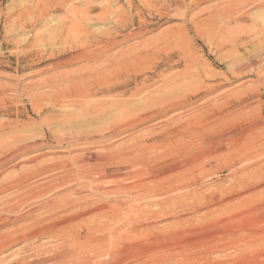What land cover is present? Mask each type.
Segmentation results:
<instances>
[{"label": "rangeland", "instance_id": "obj_1", "mask_svg": "<svg viewBox=\"0 0 264 264\" xmlns=\"http://www.w3.org/2000/svg\"><path fill=\"white\" fill-rule=\"evenodd\" d=\"M237 1L0 0V264H58L64 257L63 264H85L83 251L95 236L85 234L86 225L74 220L83 209L65 210L64 204L89 195L88 200L99 204L106 201L103 196L76 191L85 184L115 183L130 185L135 195L145 194L143 205L136 202L145 215L137 221L136 213L127 210V216L123 213L119 221L107 224L104 233L118 237L99 260L264 264V146L259 151L246 147L248 128L264 135V56L256 58L264 52V13L261 19L257 15L229 23L223 13ZM223 30L252 37L250 46H222ZM90 51L98 55L96 61L89 58ZM76 53L81 56L68 62ZM257 60H263L262 70L254 67L237 78L229 74L228 67L238 61ZM127 62L122 75L109 76L127 84L126 96H117L118 89L86 102L68 98L73 83L67 84V78L78 80L97 64H107L106 74L111 64ZM204 68L215 76L206 80ZM222 75L228 76L227 82ZM146 78L151 88L130 96ZM219 82L225 85L212 94L202 92L204 84ZM235 89L243 92L245 107L219 109L220 95ZM207 101L215 104L211 110L205 108L209 112L204 111ZM164 103L185 106L163 116L159 112ZM154 111L159 115L144 121ZM174 126L182 130V137L173 145L150 146L154 134L167 139L168 127ZM70 136L81 141H63ZM142 140L149 147V160L134 147ZM251 145L255 147L252 141ZM118 161L124 162L122 167ZM56 163L60 168L52 169ZM110 166L131 180L124 182L121 176L95 183V173ZM83 167L79 178L74 171ZM168 185H174L173 190L161 192ZM147 212L158 214L151 218ZM202 233L218 236L207 251L189 244L190 239L206 236ZM75 234H85L83 243L88 239L83 250ZM73 250L71 257L64 256ZM185 250L192 257L187 262L179 258Z\"/></svg>", "mask_w": 264, "mask_h": 264}, {"label": "bare ground", "instance_id": "obj_2", "mask_svg": "<svg viewBox=\"0 0 264 264\" xmlns=\"http://www.w3.org/2000/svg\"><path fill=\"white\" fill-rule=\"evenodd\" d=\"M141 1V0H140ZM151 1H153V0H151ZM264 1V0H263ZM196 2V1H195ZM194 2V3H195ZM150 3V2H149ZM235 3V2H234ZM145 4V3H144ZM181 4H183V3H181ZM161 5H163V4H161ZM167 6V5H166ZM188 6V5H187ZM181 7V6H180ZM189 7V6H188ZM182 9V8H181ZM144 10V9H143ZM169 10V9H168ZM137 11V10H136ZM262 13H264V2H258V1H250V2H248V1H243V0H239V2L237 1V3L235 4V5H233V7L231 8V9H228V10H226L223 14H224V16L228 19V22L229 23H231V22H234L235 24L236 23H241V21L244 19V18H247V17H253V16H257L258 15V18H259V15L260 14H262ZM263 17V16H262ZM261 17V18H262ZM261 18H259V19H261ZM264 23V22H263ZM260 28V27H259ZM87 32V31H86ZM81 33V32H80ZM221 34H222V42H220V44L222 45V46H227V45H230V46H232V47H234V48H236V49H240L241 47H244V46H247V45H249L250 46V43H251V38H247L246 39V37H236V36H233V35H231V32L229 33V32H225L224 30H223V32H220ZM87 34V33H86ZM220 34V35H221ZM217 36H219V35H217ZM93 37H94V35H93ZM105 37V36H104ZM108 37V36H107ZM114 37V36H113ZM84 38V37H83ZM98 38V37H97ZM96 38V39H97ZM86 39V38H85ZM94 39V38H93ZM89 40V39H88ZM99 42V41H98ZM219 42V41H218ZM259 42V41H258ZM100 44V43H99ZM101 45V44H100ZM104 45V44H103ZM256 45V44H255ZM91 46V45H90ZM106 46V45H105ZM246 48V47H245ZM264 49V48H263ZM77 51V50H76ZM263 51V50H262ZM79 53V52H78ZM81 53V52H80ZM77 54V53H76ZM90 59H96L97 57H98V55L97 54H95V53H92L91 51H90ZM72 55V54H71ZM79 56H81V54H77V55H75V56H70V59L69 60H67L68 62H70V61H72V60H74V59H76V58H78ZM126 56V55H125ZM135 56V55H134ZM141 56V55H140ZM254 56V55H253ZM263 56H264V52L263 53H261L260 54V52L258 53V56L256 55V58H258V57H262L263 58ZM139 58V57H138ZM101 59V58H100ZM98 60V59H97ZM115 60V59H114ZM122 60V59H121ZM121 60H119V61H121ZM125 60H126V58H125ZM96 61V60H95ZM105 61V60H104ZM117 61V60H116ZM244 61V60H243ZM241 62V61H238L237 63H235L234 65H232V66H230V67H228L229 68V71H230V75H232L233 77H235V78H237V77H241L243 74H244V72H246V70H249V72L250 71H252L253 70V68L255 67V69L257 68L258 70H260L261 69V63H262V61H258L257 60V62L256 63H254V64H250V63H247V64H245L244 62ZM249 61V60H248ZM247 60H246V62H248ZM103 62V61H102ZM115 62V61H114ZM129 63H130V60L128 61ZM128 62L126 63V65H124V64H120V65H118V66H116V67H113L112 66V64H111V68H110V66H109V69H110V71L108 72V73H110V74H108V73H106L105 74V69L107 68L106 66H107V64L104 66H100L99 64H97V66L98 67H95V65H94V68L93 69H91L89 72H87V73H82L83 75L82 76H79V78H78V80H77V77H73V78H67L65 81L67 82V84H71V83H73L72 85H71V92H70V94L68 95V98H73V99H75L76 101H78V102H86V100H90L91 98H94L96 95H98V94H106V93H113V92H115V91H117L118 89H121L120 90V93H119V95H117V96H120V97H124V96H126L127 94H128V92H129V90L128 91H125L126 89V87H127V84L125 85V84H121V82H119V79L118 80H109V76L110 75H112V73H115V72H118V73H120V75H122V73L125 71V70H127L128 69V66H127V64H128ZM252 62H253V60H252ZM101 63V62H100ZM117 63H119V62H117ZM125 63V62H124ZM95 64V63H94ZM70 65H71V63H70ZM115 65V64H114ZM91 66V65H90ZM103 67H106L104 70H103ZM205 69V68H204ZM263 69V68H262ZM261 69V70H262ZM228 71V72H229ZM198 72H200V71H198ZM201 72H202V70H201ZM200 72V73H201ZM103 74H105V75H103ZM202 75L206 78V80H209V79H212V77H210V76H215L214 74H213V72H210V71H208L207 69H205L203 72H202ZM199 76V75H198ZM231 76V77H232ZM200 77L201 76H199L198 78H199V80H200ZM220 78H224L225 79V81L227 82L228 81V76L227 75H222ZM115 79H117V77L115 78ZM137 80V79H136ZM202 80V79H201ZM217 80V79H216ZM219 80V79H218ZM76 81V82H75ZM220 81H221V79H220ZM65 82V83H66ZM130 82V81H129ZM137 82V81H136ZM124 83V82H123ZM129 84V83H128ZM223 84L225 85V83H221V82H219V83H213L212 85H206V84H204V86H203V88L205 89V90H203L202 92H204L205 91V93L207 94V95H210V94H212L213 92H215V91H217V89H219L220 87H222L223 86ZM201 85H202V83H201ZM140 86V87H139ZM151 86H152V84H148V81H147V78L142 82V83H140V85L138 84V86L136 87V91H134L130 96H135V95H137V94H140L141 92H142V90L144 91L145 89H150L151 88ZM181 87V86H180ZM53 88H54V86H53ZM60 88V87H59ZM125 89V90H124ZM202 90V89H201ZM56 92V91H55ZM201 92V91H200ZM257 92H260L259 90H257ZM196 93V92H195ZM230 93V94H229ZM229 93H223L222 95H220V99H219V101L221 102L220 104H218V108L219 109H221V110H225V111H227L228 110V108H230V109H233V110H240L241 109V107L243 106V103H244V98H240L242 95H244L243 94V92L242 91H240V90H237V89H235V90H232V91H230ZM141 95V94H140ZM61 96V95H60ZM67 96V95H66ZM129 96V97H130ZM138 96V95H137ZM234 96H236V98L234 97ZM235 98V99H234ZM232 99H234V100H232ZM61 98H60V102H61ZM67 100V99H66ZM232 100V101H231ZM59 101V100H58ZM63 101H65V100H63ZM75 102V101H74ZM89 102V101H88ZM59 103V102H58ZM76 103V102H75ZM113 104V103H112ZM73 105V104H72ZM150 105V104H149ZM153 106V105H152ZM164 106V107H163ZM163 106L160 108L161 109V112H159V114H161V115H165V114H167V113H169L170 111H173V110H178V109H180V108H184V103H176V104H169V105H167V104H163ZM208 107H210V110L212 109V108H215V104H211L209 101H207L205 104H204V111H206L207 110V112H209L210 110L209 109H206L205 110V108H208ZM243 107H245V106H243ZM159 109V110H160ZM150 110V109H149ZM209 110V111H208ZM124 111V110H123ZM152 111V110H151ZM155 111H157V110H155ZM154 111V112H155ZM129 112H130V110H129ZM153 112V113H154ZM206 112V113H207ZM126 113H128L127 111H126ZM156 113V112H155ZM151 114V115H149V117H146L145 119H144V121L145 120H148V119H153V118H155L156 116H158L159 114ZM129 114V113H128ZM230 114V113H229ZM203 118V117H202ZM210 119H211V117L210 118H208V120H207V122L203 125V126H207V124L210 122ZM262 121H263V119H262ZM118 124V126H120L121 124H123L124 123V121L123 120H121V121H119V122H117ZM200 123H203V120L201 119V121H200ZM256 123V122H255ZM176 126H179V124L178 125H176ZM176 126H174V127H168V134H169V136H168V138L167 139H163V134H157V135H153L152 136V138L150 139L151 141H152V145H150V146H153V147H157V146H160V147H165L166 145H173L174 144V142L178 139V138H180V137H182V135H180V132L182 131V130H177L178 129V127H176ZM180 127V126H179ZM252 128H256L257 129V127H256V125L254 124L253 126H252ZM249 131V134H247V136H246V139H249V144H247L246 145V147H249L252 151L253 150H255V151H259L263 146H264V135L262 134V133H259V132H255V133H250L251 131H250V129L248 128V130H246V132H248ZM165 132V131H164ZM162 133V132H161ZM71 137V136H70ZM65 138V137H64ZM63 141H65V142H67V143H73V142H78V141H81V138L80 137H71V138H67V139H64ZM251 141L253 142V144L255 145V147H252V145H251ZM134 147H136V149L138 150V152H140V154L142 155V157H143V159L145 160V157L147 158L148 157V160H149V151H146L147 150V148H149L148 146H146V140H142V141H140V142H138V143H136V145L134 146ZM245 149V148H244ZM84 161V160H83ZM51 163V162H50ZM54 163V162H53ZM80 163H81V161H80ZM49 164V163H48ZM57 164V163H56ZM71 164V163H70ZM124 164V162L123 163H121V161L119 162L118 161V165L119 166H121L122 167V165ZM43 165H45V164H43ZM59 165L57 164V165H54V166H51V168L52 169H55V168H57ZM66 166V165H65ZM70 166V165H69ZM80 165H78L77 167H79ZM87 166V165H86ZM76 167V168H77ZM51 168H50V170H51ZM58 168H60V167H58ZM84 168L85 167H83L81 170H80V168H78V169H76L75 171H74V173L76 174V175H78L79 176V178H83V177H80V176H82L83 175V172L85 171L84 170ZM119 168V167H118ZM67 169V168H66ZM72 169V168H71ZM111 169V166L109 167V170H106V168L105 169H102V171L100 172V173H95L96 174V176L97 177H95L94 179H97V180H94V182L96 181L97 183H100V182H103V181H105V180H109L110 178H119L120 179V177L122 176V174L123 173H121L120 171H111L110 170ZM113 169V168H112ZM63 171H64V169H62ZM49 171V170H48ZM67 170H65V172H66ZM109 171H111V172H109ZM45 172H47V171H45ZM69 173V172H68ZM91 173V172H90ZM89 173V174H90ZM64 174V173H63ZM87 174V173H86ZM67 175H69V174H67ZM125 175H126V173H125ZM130 175V174H129ZM91 176H94V175H90V177ZM132 176V175H131ZM46 177V176H45ZM63 177H65V176H63ZM47 178V177H46ZM75 178V177H74ZM72 179V178H71ZM89 179H91V178H89ZM122 179H123V181L125 182H127L128 183V181L129 180H131L130 178H129V176H127V177H125L124 175L122 176ZM51 180H53L54 181V178L52 177L51 178ZM68 180V179H67ZM66 180V181H67ZM82 180V179H81ZM117 180V179H116ZM50 181V180H49ZM49 181H47V183L49 182ZM75 180H73V182H74ZM76 181H78V180H76ZM113 181H115V180H113ZM68 182V181H67ZM83 182H85L84 180L82 181V183ZM95 182V183H96ZM133 182V181H132ZM57 183V182H56ZM66 183V182H65ZM80 183V182H79ZM78 183V184H79ZM106 183V182H105ZM104 183V184H105ZM108 183V182H107ZM110 183V182H109ZM111 183H114V182H112L111 181ZM118 183V182H117ZM45 184V183H44ZM94 184V183H93ZM121 184V183H120ZM125 184V183H124ZM130 184V183H129ZM133 184H135V183H133ZM54 185V184H53ZM65 185V184H64ZM63 185V186H64ZM67 185H68V183H67ZM84 185V184H83ZM103 185V184H102ZM115 185L116 186H111V187H106V186H98V185H93L92 187H90V186H88L87 184H85L83 187L80 185V187H82V188H80V189H78L76 192H78L79 194L80 193H82L83 192V190L82 189H85L86 190V192H89V194L90 193H92V194H96V195H100V196H103L105 199H106V201L105 200H103V201H101V202H99V204H96L97 203V201H96V203H94V201L93 200H88V198H89V196L87 197V198H85V199H87V200H81L80 198L78 199H74V198H66V199H68L67 200V202L64 204V207H65V210H73L74 211V209H76V208H80L82 211H84L80 216H78V217H76L74 220H75V222H76V224H80V223H84L85 225H86V227H85V234H87L88 236H95V237H93V238H91V239H89V243H90V245H89V248L88 249H86V250H84L83 252H85V255H83V257L84 258H82L81 257V255L83 254H81L80 255V257L82 258V260L84 261L85 260V264H91V262H92V264H115V263H113V262H111V261H101V260H99V258H101V256L103 255V252H104V250H105V247L108 245L109 247L111 246H113V244H114V241H115V239L116 238H114V237H118L117 235L115 236V233L114 232H111V233H108L109 235L107 236L105 233H104V228L107 226V224H109V223H111V222H115V221H117L119 218H121L122 216V214L124 213L125 215L127 214V213H130V214H135L136 213V218H137V221H140L141 219H142V216L143 215H145V212H140V209L139 208H141V206L139 207V206H136V205H138V204H136V202L137 203H141V201H140V199H141V197H143L145 194H141V193H137V195H135V193H134V191L132 192L131 191V186L130 185H128V184H125V185H122V186H118L116 183H115ZM132 185V184H131ZM167 185V184H166ZM178 185V184H177ZM21 186V185H20ZM66 186V185H65ZM77 187V186H76ZM75 187V188H76ZM133 187V186H132ZM173 187H174V185L172 186V185H168V187H165V186H162V188H160V190H161V192H166V191H168V189L171 191V190H173ZM41 189H42V187H40ZM39 190V189H38ZM43 190V189H42ZM42 190H40V191H42ZM45 190V189H44ZM74 190V189H73ZM72 190V191H73ZM39 192V191H38ZM75 192V193H76ZM130 192H132V193H130ZM49 193V192H48ZM45 195H46V193H45ZM66 195V194H65ZM84 195V194H83ZM82 196V195H81ZM100 196H98V197H100ZM76 197V196H75ZM77 197H78V195H77ZM26 197L24 196V198H22V199H25ZM38 198H40V197H37V199ZM94 198V197H93ZM12 199V198H11ZM21 199V198H20ZM21 199V200H22ZM95 199H97L96 197H95ZM35 200V198H33V201ZM98 200H100V198H98ZM170 200V199H169ZM173 200V199H172ZM176 201V200H175ZM56 202V201H55ZM64 202V201H63ZM163 202H167V201H163ZM142 203H145V202H142ZM141 203V204H142ZM161 203V202H160ZM170 203V202H169ZM169 203H162V207L164 206H168L169 205ZM174 203V202H173ZM55 204V203H54ZM135 204V205H134ZM140 204V205H141ZM20 205H22V204H20ZM143 205V204H142ZM175 205H177V204H175ZM55 206V205H54ZM136 206V207H135ZM158 206V205H157ZM161 206V205H160ZM169 206H172V202H171V205H169ZM16 208H18V207H16ZM173 209H174V207H172ZM178 208V207H177ZM176 207H175V209H177ZM11 209V208H10ZM13 209V208H12ZM159 209H161V208H159ZM165 209V208H164ZM163 209V210H164ZM16 210V209H15ZM14 210V211H15ZM21 210V209H20ZM130 211V212H127V213H125V211ZM141 210H143V209H141ZM10 212H12V211H10ZM80 212V211H79ZM148 212H150V211H148ZM146 213V214H149V213ZM152 212V211H151ZM69 213V212H68ZM140 213V214H139ZM76 214H77V212H76ZM75 214V215H76ZM155 214H158V213H151V214H149V216L152 218ZM125 215H123L124 217H125ZM127 216V215H126ZM129 216V215H128ZM203 216V215H202ZM202 216H201V218H202ZM131 217H133V215L131 216ZM157 217V216H156ZM123 218V217H122ZM136 218H134L135 220H136ZM34 219V218H33ZM100 219H102V220H100ZM126 219V218H125ZM134 219H132V220H134ZM120 220V219H119ZM118 220V221H119ZM128 220V219H127ZM127 220H125V221H127ZM135 220L133 221V222H135ZM100 221V222H99ZM123 221V220H122ZM124 221V223H126ZM30 222V221H29ZM130 222V221H129ZM129 222H128V224H129ZM177 223V222H176ZM174 224V223H173ZM110 225V224H109ZM118 226H121V224L119 225V223L117 224ZM178 225V224H177ZM71 226V225H70ZM112 226V225H111ZM114 226V225H113ZM118 226H116V227H118ZM116 227H114V230H115V228ZM133 227H135V226H133ZM176 227H178V226H176ZM180 227V226H179ZM34 229V228H33ZM57 229H59V228H57ZM106 229V228H105ZM129 229V228H128ZM31 230V229H30ZM25 231V230H24ZM48 231V230H47ZM66 231V230H65ZM64 231V232H65ZM107 231V230H106ZM23 232V231H22ZM80 232V231H79ZM62 233V232H61ZM66 233V232H65ZM70 234V233H69ZM71 234H72V232H71ZM74 234V233H73ZM72 234V235H73ZM84 234V235H85ZM96 234H98V236H96ZM130 234H131V232H129V233H127V235L128 236H130ZM203 234H205V233H202V235ZM56 235V234H55ZM62 235H63V233H62ZM68 235V234H67ZM79 235H80V233H79ZM81 235H83V234H81ZM83 235V236H84ZM120 235V234H119ZM206 235V234H205ZM7 236V235H6ZM74 236V235H73ZM72 236V237H73ZM75 236L76 237H78V239H79V241H75V243L76 244H78L79 245V247H82L83 245H84V247L86 246L84 243H86L87 242V240L88 239H86L85 240V242L83 243L82 241H83V236L82 237H80L79 238V236H77L76 234H75ZM121 236V235H120ZM222 236V235H221ZM221 236H219V237H221ZM3 237V236H2ZM65 237V236H64ZM70 237V236H69ZM71 237V238H72ZM218 237V236H217ZM216 236H214L213 234L212 235H206V236H204V237H199L198 236V238H196V239H190V242H189V244L191 245V248L192 247H198V248H201L203 251H207L208 249H210L211 247V245L214 243V244H216L215 243V241L218 239ZM223 237V236H222ZM231 237V236H230ZM67 238V237H66ZM66 238H63V239H66ZM124 238V237H123ZM76 239V238H75ZM107 239H108V241H107ZM6 240V239H5ZM69 240V239H68ZM229 240H231V239H229ZM7 241V240H6ZM73 241H74V238H73ZM73 241H72V243H73ZM4 242V241H3ZM3 242H2V244H3ZM68 242V241H67ZM217 242H220V241H217ZM1 243V242H0ZM71 244V241H70V243H69V245ZM220 244V243H219ZM72 245V244H71ZM74 245V244H73ZM73 245H72V247H70V246H68V249H69V247L70 248H72V249H74L73 248ZM223 245V244H222ZM3 246V245H2ZM5 246V245H4ZM214 248V247H213ZM216 248V247H215ZM80 250H83V247H82V249H80ZM75 250H73L72 252H70V251H67V253L66 254H64V256L66 255L67 257H71V254H73V252H74ZM86 251H87V253H86ZM77 252H79V250L77 251ZM81 252V251H80ZM79 252V253H80ZM189 251H187V250H185L184 252H181L180 253V255H179V258L181 257L182 259H185L186 260V262H187V260H190L192 257H191V255H189V254H187ZM75 253V252H74ZM78 254V253H77ZM87 254V255H86ZM70 255V256H69ZM205 255H206V253H205ZM222 255V254H221ZM55 256V255H54ZM59 257V256H58ZM77 257V256H76ZM75 257V258H76ZM79 257V256H78ZM103 257V256H102ZM53 258H55V257H53ZM62 258V257H61ZM65 258V257H64ZM64 258H62V259H60V260H58L57 261V263L58 264H63V260H64ZM207 258V257H206ZM33 259V258H32ZM59 259V258H58ZM77 259V258H76ZM104 259V258H103ZM196 259V258H195ZM195 259H193V261L195 260ZM49 260H51V259H49ZM53 260V259H52ZM69 260H71V258H69ZM207 260V259H206ZM33 261V260H32ZM31 260L29 261V263L28 262H26V261H24V260H21V261H19V264H30L31 262H32ZM75 261H80V259H78V260H75ZM203 261V260H202ZM209 261V260H208ZM214 261V260H213ZM35 262V261H34ZM44 262H46V261H44ZM66 262V261H65ZM64 262V263H65ZM184 262V261H183ZM217 262V261H216ZM54 263V262H53ZM166 264H170V260L169 259H167L166 260V262H165ZM182 263V262H181ZM193 263H196V262H193ZM193 263H191V264H193ZM208 263V262H207ZM206 263V264H207ZM210 263V262H209ZM16 264H17V262H16ZM68 264V263H67ZM83 264H84V262H83ZM183 264H185V263H183ZM188 264V263H187ZM198 264V263H197ZM199 264H201V263H199ZM204 264V263H203ZM212 264V263H211ZM219 264V263H218Z\"/></svg>", "mask_w": 264, "mask_h": 264}]
</instances>
